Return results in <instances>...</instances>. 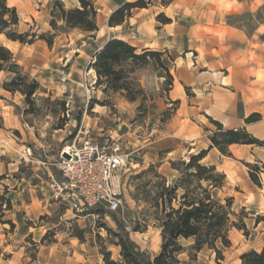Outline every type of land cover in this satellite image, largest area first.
I'll return each instance as SVG.
<instances>
[{
  "label": "rangeland",
  "instance_id": "obj_1",
  "mask_svg": "<svg viewBox=\"0 0 264 264\" xmlns=\"http://www.w3.org/2000/svg\"><path fill=\"white\" fill-rule=\"evenodd\" d=\"M161 1L153 2L161 6L159 15ZM190 8L193 14L189 19L177 22L181 29L195 31L167 51L171 60L164 54L160 64L152 62L135 70L133 77L144 90L137 102L96 85L92 54L101 40L60 26L61 21L58 31L41 33L55 35L50 65L47 57L43 58L48 85L53 88L42 86L33 97L34 105L19 92L2 91L3 83L14 76L0 75V264H105V252H110L113 261L122 260L115 236L119 228L110 211L96 207L78 213L56 200L49 187V172L38 163H54L67 146L88 141L118 146L129 153V163L122 171L123 206L114 215L126 225L132 242L148 259L160 253L163 206L162 201L160 208L155 204L162 184L187 187L181 180L186 173L182 163L205 150L218 130L209 119L215 116L205 110L207 106L213 108L215 99L224 92L219 77L225 71L217 63L231 56L233 62L239 58L259 60L261 69L264 67V0H194ZM158 16L153 19L155 24L163 25ZM34 29L30 20L19 27L21 32ZM227 29L234 34L227 35ZM143 34L123 31L139 44H155L156 39ZM0 41L18 52L4 36ZM27 54L37 61L44 55L41 49ZM61 73L67 77L66 83L61 81ZM17 121L22 127L16 125ZM28 148L33 159H20ZM243 166V173L236 170L232 174L229 168L231 182L226 181L220 197H230L254 185L264 193L260 178V185L255 184L245 174L249 167ZM50 170L59 174L56 168ZM202 186L208 188L207 183ZM184 192L179 189L175 207ZM234 210L241 215L242 209ZM243 214L247 230L232 229V246L224 249L221 264H242L244 253L264 248V221L255 228L264 211L257 214L245 210ZM181 244L186 249L180 255L182 264H217L214 251L191 250L194 239H182Z\"/></svg>",
  "mask_w": 264,
  "mask_h": 264
},
{
  "label": "trees",
  "instance_id": "obj_2",
  "mask_svg": "<svg viewBox=\"0 0 264 264\" xmlns=\"http://www.w3.org/2000/svg\"><path fill=\"white\" fill-rule=\"evenodd\" d=\"M97 1L79 0L80 7L74 9H67L59 0L53 1L51 27L58 31V22L62 21L67 29H78L95 37V33L99 30L96 21ZM173 1L162 0L161 5L166 7ZM153 2L154 0L125 2L111 15L109 26L123 25L135 9L149 8ZM158 20L164 25L172 22L164 14H160ZM19 26L20 16L16 8L10 7L8 0H0V37L4 36L6 40L19 42L22 45H32L43 40L50 47L53 46L55 35L46 36L36 31L21 32ZM164 54H167L171 60L167 51L152 49L141 51L125 40L112 38L93 57L91 68L97 76L96 85L104 87L105 92L122 93L129 102H137L144 90L133 77L135 70L149 66L152 62L160 64ZM2 72L14 76L10 82L3 83L2 88L7 92L21 93L29 105H34L33 97L42 89V85L24 71L13 52L0 41V73ZM168 77L169 85L172 87L173 76L169 73ZM209 119L218 129L209 138L210 149L216 148L222 155L232 157L230 152L232 145L264 147V141L249 133L246 128L225 129L219 121L211 117ZM261 119L262 116L255 113L246 119V123H256ZM207 155L208 150H203L192 155L189 162L182 163L186 173L181 180L185 181L186 184L183 185L187 187L183 188L179 183L169 186L166 183L162 184V192L158 193L159 196L156 198L158 202L155 204V207L160 208V201H162L163 206L162 216L159 219L162 230L160 253L148 259L132 242L126 225L114 215V212H110L119 228V233L115 236L119 239L118 246L121 248L122 260L113 261L110 252H105V264H182L180 255L186 252L181 244L182 239H194V244L191 246L192 251L198 253L208 248L215 252L217 264L224 261V249L232 246L230 239L232 229L247 230L244 222L246 216L243 214L245 209H242L239 215L233 208V197H220L219 193L223 190L227 176L215 165L201 163ZM247 166L251 180L260 185L259 165ZM202 183H207L208 188H204ZM192 186H194L193 189H191ZM179 189H184L185 192L181 196L178 207H175L173 202L178 201ZM262 221L264 217H259L257 224ZM241 261L242 264H264V248L260 252L251 250L244 253Z\"/></svg>",
  "mask_w": 264,
  "mask_h": 264
},
{
  "label": "crops",
  "instance_id": "obj_3",
  "mask_svg": "<svg viewBox=\"0 0 264 264\" xmlns=\"http://www.w3.org/2000/svg\"><path fill=\"white\" fill-rule=\"evenodd\" d=\"M53 1L55 0H8V5L12 8H16L20 16V26L22 24H28L30 20L35 27L33 31H36L39 34L54 33V30L50 25L52 18L51 3ZM59 1L63 2L67 9L80 7L79 0ZM135 1L137 0H98L96 2L98 9L96 21L99 30L95 33V37L97 40H101V43L92 56L102 49V47L112 38L125 40L141 51L144 49H152L156 51L163 49L164 52L172 51V47L179 45L181 37L184 38L186 36L189 38L193 31H195L194 28L186 30L179 27L181 18L189 19L190 15L193 14L190 6L194 0H174L169 6H162L161 14H163V12L167 14L166 17L172 20L170 24H155L153 19L159 15L157 9L159 10L161 6L153 4L149 8L135 9L132 12V16L128 18L123 25L110 27L109 19L111 15L125 2ZM59 24L60 26H65V23L62 21ZM123 31L144 33L143 35L151 37L152 40L156 39L154 40L155 44H139L127 35H123ZM233 32L234 31H229V29L225 31L227 35L234 34ZM238 32L242 33V31ZM240 37L241 40H243L242 35ZM8 42L18 50V52H15L11 47L9 48L24 71L35 78L43 87L53 88L48 85L49 76L43 67L45 64L43 58L47 57V64L51 63V58L49 57L51 56V52L54 51V46L50 47L47 42L43 40H39L32 45H22L19 42L13 41ZM237 46L238 44H236V47ZM38 49H41L44 54L39 61L27 54L30 50L34 52ZM46 52H48L49 55H46ZM230 57L231 56H229V59H223L217 63L219 64L218 67L225 71V75L219 77L224 92H222L221 97L215 99L213 108L210 107L209 109L207 106L205 107V110L209 112V116H215V120L222 123L225 129L246 128L249 133L264 141V88L261 87V85L264 84V67L261 69L259 60L252 59V61H250L245 60L244 58H239L233 62ZM242 57H244L243 54ZM3 73L4 72L0 73V75ZM260 76L263 77L262 80H260ZM231 88L235 91L233 92ZM1 89L4 91L3 88ZM53 90L55 94H60L58 90ZM255 113L262 116L261 121L247 124L246 119ZM0 116L3 117V113L0 112ZM16 125L22 127L20 121H17ZM193 132L197 133L194 130ZM208 143L209 146L205 149L208 150V155L203 161L207 162V164L215 165L220 172H224L227 176V184H230L231 182L230 172L234 174L237 170L243 173L244 171H242L240 166L244 167L243 165L258 164L261 165L259 178L264 184V147L232 145L230 146L232 157H226L216 148L210 149V140H208ZM212 157L213 159L217 157V160H212ZM245 174H247L251 180L250 174L247 170L245 171ZM255 187V185L253 187L247 186L235 195H230V197L234 198L233 207L235 209H245L249 212H256L257 214L263 212L264 193H262L259 188L255 189ZM260 224L255 226L256 230L260 228ZM261 236V238L264 239V233H262Z\"/></svg>",
  "mask_w": 264,
  "mask_h": 264
},
{
  "label": "built area",
  "instance_id": "obj_4",
  "mask_svg": "<svg viewBox=\"0 0 264 264\" xmlns=\"http://www.w3.org/2000/svg\"><path fill=\"white\" fill-rule=\"evenodd\" d=\"M60 79L67 82L64 73L60 74ZM20 159L31 161L32 150H25ZM129 160V153L118 146H101L88 141L67 146L54 163H38L49 172V187L56 200L67 203L78 213L96 207L116 212L123 206L122 171ZM51 167L59 174H52Z\"/></svg>",
  "mask_w": 264,
  "mask_h": 264
},
{
  "label": "bare ground",
  "instance_id": "obj_5",
  "mask_svg": "<svg viewBox=\"0 0 264 264\" xmlns=\"http://www.w3.org/2000/svg\"><path fill=\"white\" fill-rule=\"evenodd\" d=\"M8 47V46H7ZM9 48V47H8Z\"/></svg>",
  "mask_w": 264,
  "mask_h": 264
}]
</instances>
